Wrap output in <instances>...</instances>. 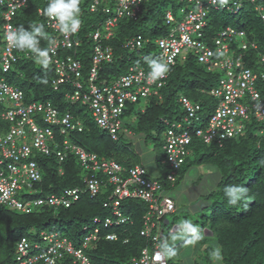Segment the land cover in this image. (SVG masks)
Masks as SVG:
<instances>
[{
	"label": "trees",
	"instance_id": "trees-1",
	"mask_svg": "<svg viewBox=\"0 0 264 264\" xmlns=\"http://www.w3.org/2000/svg\"><path fill=\"white\" fill-rule=\"evenodd\" d=\"M96 1L95 10L91 11L90 6L94 0H80L79 18L82 23L79 32L74 36L80 44L79 47L57 51L58 58L72 57L80 64L79 76L71 74L67 82L54 89L52 80H55L56 76L53 65L50 64L47 69L41 68L34 62L33 54L22 53L17 49L14 52L15 63L11 64L7 72H3L0 66V74L9 85L23 92L26 103L32 101L50 103L60 114H68L69 121L75 128L67 130L66 138L85 151L94 153L99 160H113L121 165H127L125 168L138 164L135 152L139 148L134 150L137 146L132 143L136 141L140 145L138 136L147 135L153 129L158 131L164 129V133L172 125L182 123L183 118L187 117L181 105L182 98L198 103L202 108L196 113L198 120L193 121L192 129H190L192 138L187 145L189 151L185 161L181 165V170L177 172L175 182L166 180L170 171L165 175L164 182L154 179L160 184L161 192L158 191V193L161 197L167 196L179 204L177 194L171 197L170 194L174 189L169 192L170 189L183 181L193 168L203 167L209 170L208 175L215 179L212 188H216L203 197L207 205H195L200 210L198 213L206 209L213 210L209 226L206 225L207 223L201 224V229L207 227L205 230L208 235H204L203 232L202 234L204 236L217 234L216 241L222 246L224 255L222 264H264V136L257 132L260 124L255 118L250 117L247 121H243L244 130L236 138L223 139L220 142L213 140L209 144L203 143L194 136V130L205 129L217 104L214 97L206 95V91L217 88L226 78V73L219 66L208 69L192 54L187 55L185 60H176L169 66L170 71L159 81L155 80L150 85L146 84L149 72L145 70V67L149 65L144 57L158 60L154 40L168 34V27L163 21L164 14L167 9H170V12L176 16L183 3L177 1L179 2L177 6H172L173 3L176 4V0H146L135 13L136 15H126L121 19L115 14L118 0ZM230 1L225 0L226 4ZM254 4H257L259 8L261 6L262 14H264V0H255ZM47 5L44 0H29L27 6L20 9L12 21L16 29L23 26L25 30H29V25L32 23H43L48 35L47 38H40L41 48H48L51 32L45 24L47 17L44 14L42 17L38 16L37 10H43ZM106 6H109L111 11L108 14L103 12ZM226 7L208 12L207 19H204L207 21V26L200 41L209 42L213 46L216 36L221 39L218 32L226 33L230 26L234 32L243 33L247 42L256 44L255 47H247L248 49L243 52L244 66L252 71L262 67L264 71V24L260 11L255 10L254 5L248 4L242 9L240 15L233 16ZM107 21H112L114 24L113 36L107 41L103 40L102 46L110 47L111 55L97 64V78L93 83L101 92L106 87L113 89L114 85H118L116 89L120 92L114 93L116 97L119 94L135 96L134 101L130 98L124 100L120 118L121 128L117 131L116 140L111 137L108 130L98 127L88 104L81 100L69 99V96L79 90L71 80L80 84L81 91L89 92V71L93 67L91 54L94 44L88 38V34L94 30L95 26L102 27ZM141 34L145 39H149V42L144 43L142 47H134L128 60L126 53L129 49L124 47L125 42ZM192 37L196 38L195 34ZM221 43L228 47V51H218L219 46L214 44L212 51L214 61L221 62L227 57L238 56L234 39L224 38ZM221 52L223 55H218ZM129 67L141 68L144 71L143 77L141 82L131 80L129 85H122V78L137 74L135 71L129 72ZM214 70L220 71L224 77H218ZM41 78H46L48 83L41 84ZM145 87L149 89L147 94L143 91ZM3 108L4 106L0 105V111ZM126 113L127 116L133 114L135 120L123 121L122 116ZM195 124L198 126L195 127ZM79 125L82 127L81 131H77ZM8 128L9 122L0 119V135ZM53 130L60 134V126H55ZM54 140L59 142L61 139L56 135ZM53 142L47 143L53 145ZM33 159L39 169L40 181L33 183L31 189L23 187L16 195L18 199L33 201L42 198L46 201L49 194L59 196L66 188L82 186L81 177H84L86 173L82 174L74 154L67 155L62 163V174L57 172V162L53 154L49 156L35 154ZM204 172L207 173V171ZM150 179L153 178L150 177ZM234 184L249 190V198L235 206L229 205L224 195V188ZM110 191L102 193L100 189L94 198L82 195L69 208L55 210L47 205L46 201L38 208L31 207L33 209L29 214H20L0 205V264H17L15 244L20 237H28L30 232L34 233V240L37 241L41 231L55 232L64 235L75 247H78L86 235L83 231L84 226H95L92 223L94 218L103 221L111 216V212L103 208V203L107 200ZM147 209V202L124 200L121 211L129 218L131 224L110 230L102 228L101 225L100 239L92 242L85 250L91 264H131L132 258L138 259L143 248L149 247L151 250V241L139 235ZM108 231L115 232L118 240L115 242L104 240L102 236ZM124 239L128 241L124 243ZM181 242L180 247L184 245L183 240ZM61 257L57 259L56 264H72L71 257L66 255ZM167 264H171L169 259Z\"/></svg>",
	"mask_w": 264,
	"mask_h": 264
},
{
	"label": "built area",
	"instance_id": "built-area-1",
	"mask_svg": "<svg viewBox=\"0 0 264 264\" xmlns=\"http://www.w3.org/2000/svg\"><path fill=\"white\" fill-rule=\"evenodd\" d=\"M29 0H0V46H2L0 55V66L3 72H7L12 63H15L14 52L16 48L12 45L9 37L16 30L12 21L17 12L26 7ZM144 0H119L116 8L117 14L126 13L134 16L139 11L140 5ZM49 3V0H44ZM94 1V5L96 4ZM92 6V9L95 6ZM38 16H43V10H37ZM264 22V14L261 16ZM200 15L191 14L185 17V22L179 27V39L169 36L167 41L161 40L159 45L166 57L167 63H172L182 47L194 51L198 60L208 64L211 68L218 67L224 70V78L217 88L210 90L209 94L217 101V105L207 122L205 129L198 128L193 131L194 136L203 143L209 144L213 140L233 138L240 131V122L249 117L248 112L260 121H264V71L253 73L249 69H244L241 63V56L228 58L225 61L216 62L213 58V52L198 40L201 36ZM46 26L56 34V38L49 43L48 48L52 49L50 56L55 73V80H52L54 89L70 78L71 74L79 76L80 64L72 57L65 59L57 57V51L61 49H73L79 47L78 40L74 39L75 34L65 35L61 32L55 19L47 17ZM112 21H107L103 32H95L88 35L96 45L91 54L93 67L89 71L88 91H81L79 83L73 82L76 88L70 100H81L89 105L92 115L99 128L108 130L111 137L117 139V131L121 128L120 116L124 106V100L130 98L135 100V96L130 94H119L118 85L113 89L104 88L101 92L93 83L97 78L96 66L101 61L108 59L111 52L108 48L101 46L100 39H107L112 35ZM80 29V28H79ZM197 34V39L193 38ZM221 39L215 40V45L219 46L218 51L226 52L228 47L221 43L222 39L228 38L227 33H222ZM194 39V40H193ZM221 40V41H220ZM99 43V44H97ZM137 44H139L137 42ZM244 48V46H243ZM54 53V54H53ZM211 53V54H210ZM27 55V54H26ZM237 72H233L235 70ZM141 73L131 75L128 78H122V85H129L131 80L141 82ZM152 81V80H150ZM153 82V81H152ZM151 84V82H146ZM159 85V84H157ZM145 94L149 91L147 87L143 89ZM105 93V94H104ZM246 98V99H245ZM23 94L18 89L9 85L0 77V104L6 102L9 106L8 112H0V117L16 121L7 132L0 138V205L22 214H29L31 207L38 208L47 201V205L53 209L69 208L75 203L81 194H88L94 198L100 189L110 188V194L103 203V208L111 212V216L101 221L94 218L92 223L95 226H84L83 231L87 232L78 247L66 237L55 233L42 231L39 234L38 241L30 242L26 236H22L15 244L17 264H56L57 259L66 255L72 258V264H91L85 254V250L92 242L100 239L102 228L110 230L114 226H127L131 221L121 211V205L124 200L136 199L147 202L148 209L144 215L142 227L139 235L151 241L149 247L140 251L138 259L132 258L131 264H167V256L159 255L162 252L159 242L162 236L161 225L166 215L173 211V202L167 197H161L158 191L160 184L157 180L150 179L148 172L142 165H135L128 169H123L121 165L114 161L99 160V158L90 152L83 151L78 145L74 144L65 137L68 129H74L75 126L69 121L68 114L64 115L61 121L57 118V111L48 103H30L24 105ZM243 100L244 104L240 102ZM181 105L187 113L182 123H176L171 128L165 130L163 135L164 150L166 162L169 165L170 172L166 176L168 182L176 180V172L184 162L187 155V145L192 138V123L197 121L196 113L200 111L198 104H192L189 100L182 98ZM39 116L44 123L60 126V134L64 136L59 142L53 137V132L48 127H39L35 122V117ZM78 126V123H76ZM168 126V124H166ZM183 127H185L183 129ZM26 128L28 131L26 132ZM79 125L77 131H81ZM175 129V130H174ZM31 135L30 140H26V135ZM22 137L21 143L16 144L15 140ZM26 138V139H25ZM48 141H54L53 147L48 145ZM54 151L55 158L59 165L67 158L68 154H74L80 164V167L88 173L84 179V188L65 189L60 196L53 194L45 199L38 198L33 201L17 198L23 187L32 188V184L40 181V173L36 162L32 159L35 154L49 156ZM58 173L63 171L59 167ZM24 179V180H23ZM102 238L106 241H117L118 235L114 232L105 233ZM128 240L124 239V243Z\"/></svg>",
	"mask_w": 264,
	"mask_h": 264
},
{
	"label": "clouds",
	"instance_id": "clouds-1",
	"mask_svg": "<svg viewBox=\"0 0 264 264\" xmlns=\"http://www.w3.org/2000/svg\"><path fill=\"white\" fill-rule=\"evenodd\" d=\"M145 1L146 0H144L141 5H143L145 3ZM180 2L183 3V4H185V5H190V7L188 9H184V8H180L179 9L180 11L178 13V15H179V19L178 20L176 19V16L177 15L174 16L170 12V9H167V11L165 12L164 17H163V21H164V24L168 27V34L166 36H164V37H160V38H157V39L154 40V45H155V49H156L155 54L157 55L158 60L152 59L151 57H148V56H145L144 57L145 62L149 65V67L151 69L149 71V73L147 74V75H149V79H148V82L149 83L152 82V81H155V80H158L159 81L160 78L164 77L170 71V69H169V66L170 65H173L176 62V60H181V61L182 60H185V58L189 54H192L195 57H197V61L200 64H203L204 66H207L208 69H211V67L208 64L202 63V62H200L198 60V56L195 55L194 51H192L190 49H187L185 47H182L180 49L179 53L174 58V60H173L172 63H167L166 57H164L163 51L161 50V47H160L159 43H160L161 40L167 41L168 38H169V36H173L176 39H179V36H180V34H179V32H180L179 31V27L184 24L185 17H187V16H189L191 14H196V15L199 14L200 15V20L198 22L201 23V28H200V31H199L200 34H201V36H199V37L201 38L203 36L204 30H205V28L207 26V21L204 20V19H207V14L212 9L215 10V11H218L221 8L224 9L227 6L226 7V10L228 12H230L233 16H237V15H240V13L243 11L242 9L246 5L249 4V5H254V9L256 8L255 10H259L260 11L259 14L261 16L263 15L262 14L261 6L259 8V6H256L257 4H254L255 3V0H231L228 4H226L225 0H180ZM224 2H225V4H224ZM118 3H119V0H118ZM93 5H94V3H92L91 6H90V10L91 11L95 10L94 7L92 9V6ZM80 12H81V9H80V0H49V3L47 5V7L43 9V14L46 17L55 19L57 21L58 25H59V28H60L61 32L64 33L65 35L74 34V33H76L79 30V28L81 26V23H82L81 19L79 18L80 17ZM103 12L106 13V14L110 13L111 11H110L109 6L108 7L106 6L103 9ZM115 14H116L117 17H119L121 19L124 18V17H126V15H127L126 13H122V14L118 15L116 9H115ZM261 20H262V18H261ZM262 22H263V20H262ZM263 24H264V22H263ZM113 27H114V25L111 28H113ZM103 29H104V26H102V27H101V25H100V27H96L95 26L94 30L92 32H90L88 35L93 34L95 32L102 33L103 32ZM49 31L51 32V40H50V42H51L57 36H56V34L53 33L52 30L49 29ZM222 33L223 32H218V36L220 38H221V36H223ZM226 33L228 35V38H232L236 42L237 41L240 42V43H238L236 53H237V55H240L241 58H242L243 52L248 49L247 47H255V45H256L253 42H247V43L244 44V42H246V38H245L244 34L241 33V32H237V33L234 32V30L230 29V26L227 29ZM47 35L48 34L45 32V26H44L43 23H32V24L29 25V30H25V28L23 26H20L18 29H16L15 31H13L11 33L9 39H10L12 45L18 51H20L22 53H31V54H33V56H34V62L37 65H39L41 68L47 69L49 67V65L52 63V57L50 56V52H52V49H50V48H41L40 47V38H47ZM112 36H113V32H112V35L109 38H107V39H104V38L100 39V42L99 43L101 44V46H102L103 40L107 41ZM195 37H196L195 39H197V37H198L197 34H195ZM200 38H198L199 41H200ZM216 39H219V38L216 36V38L214 39V41ZM137 42L139 44H137ZM147 42H149V39H145L143 37V35L141 34V35H137L135 37H132L131 38V41H126L124 47H126L129 50H132L133 51V48L134 47H142V45H144V43H147ZM200 42H202L208 49H210L211 51H213V46H214L215 42H214L213 46H211L209 44V42H203V41H200ZM99 43H97V44H99ZM93 44L96 45V43H94V42H93ZM243 46H244V48H243ZM102 47L108 48L110 50V47H107L105 45L102 46ZM0 55H1V50H0ZM218 55H221L222 56L223 53L221 52ZM91 60H92V57H91ZM241 63L243 65V68L244 69H247L244 66L243 59L241 60ZM261 68L258 67V68H255V70H253V71L251 70V71L253 73L258 74V73H260L262 71ZM128 71L129 72L135 71V72H137V74L138 73H141V76L143 77L142 73H144V71L141 68L129 67V70ZM233 72L236 73L237 70H235ZM132 75H135V74H132ZM1 78H3L6 81V79L4 77H1ZM150 80H152V81H150ZM40 83L41 84H47L48 81H47L46 78H41L40 79ZM12 87H14V86L12 85ZM19 91H21V90H19ZM22 94H23V92H22ZM208 95L211 96L209 93H208ZM217 101L218 100H216V102ZM22 102H23L24 105H27V104H30V103H37V104L38 103H44V102H39V101H32V102L26 103L25 100H24V96H23ZM189 102H191V101H189ZM240 102H242L244 104L243 100H241ZM191 103L192 104H198V103H194V102H191ZM48 104H50V103H48ZM0 105L1 106H4V108L2 109L3 112H5V113L8 112L7 110H9L8 109L9 106L7 105L6 102H4V103H2ZM51 107L53 109H55L52 105H51ZM55 110L57 111V118H58V120L61 121V119L63 118V116L66 115V114L65 113L64 114H60L57 109H55ZM248 115H249V117L247 119L243 120V121H247L250 117L251 118L252 117L255 118L250 113V111L248 112ZM120 118H121V116H120ZM0 119H1V121L3 120V121H8L9 122V128L7 129V131L0 135V138H2V137H4L7 134V132L10 129V127L12 125H14V123L16 121L14 120V118L12 120H9V119H4V118H1L0 117ZM35 119L38 120L36 124L39 127H42V128L48 127L49 129H51V131L53 132V137L57 135L60 139L64 138L63 136L57 134L53 130L55 126H59V125L44 123L41 119H39V116H36ZM255 120L260 124V126L258 127V130H257L258 134L264 136V121L257 120L256 118H255ZM243 121L240 122L241 128H240V131L237 133V135L241 134L243 132V130H244L243 129ZM27 131H28V128H26V132ZM237 135L235 137H233V138H236ZM26 137H27V139L25 138L26 140H30L31 135L27 134ZM233 138H229V139H233ZM22 140H23L22 137H18V138H16L15 143L16 144H19V143L22 142ZM50 146H51V149H52L53 146L52 145H50ZM163 150H164V146H163ZM83 151H85V150L83 149ZM188 151H189V149H188ZM51 154H53V156L55 158L54 151H52ZM38 155H41V154H38ZM43 156H46V155H43ZM34 157H35V155H34ZM34 157H32V159ZM75 158H76V156H75ZM64 161L62 163H64ZM76 161H77V163H78V165L80 167V164H79L77 158H76ZM109 161H113V160H109ZM165 161H166V155H165ZM184 161H185V159H184ZM56 162H57V172H58V168L59 167L61 169H63V168L61 166L62 163L59 165L57 159H56ZM114 162H116V161H114ZM119 165H121V164H119ZM136 165H141V164H136ZM142 167H144V166H142ZM37 168H38V166H37ZM80 169L82 170V172L86 173V175H84V177H81L82 186H78V187H75V188H84V179L88 175V173L85 172L81 167H80ZM123 169L126 170L128 168L123 167ZM179 170H181V166L179 167ZM177 172H176V175H177ZM205 175H206V173H205ZM205 175H200V176H204L205 177ZM66 189H74V188H66ZM63 191H62V193L59 194V196L63 194ZM49 195H51V194H49ZM82 195H88V194H81V196ZM224 195L227 198V203L229 205L235 206L239 202L245 201V200H247L249 198V190L247 188L241 186V185H238V184L228 185V186H226L224 188ZM167 198H169V197H167ZM169 199L173 202V211L171 213H169V214L166 215L165 219L162 222V225L163 224L165 225V222H167L166 225H168L169 224V221L166 219L167 216H169V215H175L176 214V211H177L178 204L174 200H172L171 198H169ZM130 200H136V199H130ZM17 213H19V212H17ZM20 214H22V213H20ZM114 227H117V226H114ZM108 232H113V231H108ZM172 232H174V234H172L171 240L172 241L183 240L185 246H189V245H193L194 246L199 240H201L203 238V235H202V232H201L200 227L197 224H194L191 220H183V221H181L178 225H176V226L173 227ZM85 233L87 234V232H85ZM62 236H64V235H62ZM109 242H115V241H109ZM160 247L162 249V252L158 254V257H159V255H168V256H175L176 255L175 248L172 245H170L167 241L163 242ZM210 259L213 260L215 262V264H222V261L224 260V255H223V252H222V246L221 245L217 244L212 249V251L210 253ZM90 263H91V261H90Z\"/></svg>",
	"mask_w": 264,
	"mask_h": 264
},
{
	"label": "rangeland",
	"instance_id": "rangeland-1",
	"mask_svg": "<svg viewBox=\"0 0 264 264\" xmlns=\"http://www.w3.org/2000/svg\"><path fill=\"white\" fill-rule=\"evenodd\" d=\"M180 0H176V4L173 3L172 6L179 3L177 2ZM171 6H169L170 8ZM190 5H182V8L188 9ZM176 19H179V15L177 14ZM239 41L235 43L236 47L238 46ZM2 46H0V49ZM133 51L129 50L126 53V58L129 60L131 53ZM145 70L149 72L151 69L150 67H145ZM215 71V74L218 75V77H224V75L220 71ZM0 77H4L0 74ZM209 91V90H208ZM208 91H206V95L208 97H211L208 95ZM185 93V91H183ZM206 102H209L206 100ZM126 113L124 116H122V120L126 122H131L132 120H135V117L133 114ZM37 119H35V122L37 123ZM198 125L195 124V127ZM164 130V129H163ZM163 130L158 131V129H153L151 132H148L147 135H140L138 136L140 145L137 144V142H132L133 145H136L137 147L134 149L139 148V152L136 151L137 154L136 159H138V164H141L145 167L148 174L153 179H159L160 182H164L165 175L170 171L168 164L165 161V152L163 150L164 141H163ZM30 137V136H29ZM138 152V153H137ZM123 167H126L127 165H122ZM201 170H199V169ZM191 169L183 181H180L179 184L172 187L169 192L172 194L171 197H174V194H177L178 199V207L176 214L167 216V220L169 221L168 225H161V228L163 230V234L159 239L160 243H163L167 241L170 245H172L175 248L176 255L175 256H167V260H170L171 264H215L213 260L210 259V253L212 249L218 244L217 243V234L213 236H204L201 240H199L194 246L189 245L185 246L183 245L180 247L179 245L182 243V240H176L172 241L171 236L174 234L172 232V229L174 226L178 225L183 220H191L194 224H197L200 229L202 228V223H207L206 225L209 226L210 219H212V209H206L202 211L195 206L199 204L200 206L207 205L206 201L203 199V197L209 193L211 190H215L216 187L212 188V184H214L215 179L213 177H210L208 175L210 173L209 170H206L203 167H198ZM200 176V175H205ZM82 172V171H81ZM83 174V172H82ZM200 177V178H199ZM199 178V179H198ZM110 188H102V193H108ZM161 192V189L159 190ZM199 200V201H198ZM189 212V214H188ZM207 227H204L201 229V232H203ZM34 233L30 232L28 235V239L30 242L34 241L33 237ZM180 247V248H179Z\"/></svg>",
	"mask_w": 264,
	"mask_h": 264
},
{
	"label": "water",
	"instance_id": "water-1",
	"mask_svg": "<svg viewBox=\"0 0 264 264\" xmlns=\"http://www.w3.org/2000/svg\"><path fill=\"white\" fill-rule=\"evenodd\" d=\"M167 224V222H165V225ZM210 232V231H209ZM203 233H204V235H208L207 233H206V230H204L203 231ZM209 235H211V232L209 233Z\"/></svg>",
	"mask_w": 264,
	"mask_h": 264
},
{
	"label": "bare ground",
	"instance_id": "bare-ground-1",
	"mask_svg": "<svg viewBox=\"0 0 264 264\" xmlns=\"http://www.w3.org/2000/svg\"><path fill=\"white\" fill-rule=\"evenodd\" d=\"M245 43H247V41H246V42H244V44H245Z\"/></svg>",
	"mask_w": 264,
	"mask_h": 264
}]
</instances>
